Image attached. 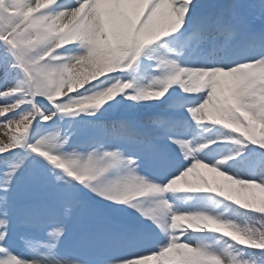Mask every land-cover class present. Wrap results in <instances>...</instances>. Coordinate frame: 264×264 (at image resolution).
<instances>
[{
    "label": "snow or ice",
    "instance_id": "obj_1",
    "mask_svg": "<svg viewBox=\"0 0 264 264\" xmlns=\"http://www.w3.org/2000/svg\"><path fill=\"white\" fill-rule=\"evenodd\" d=\"M0 133V264H264V0H0Z\"/></svg>",
    "mask_w": 264,
    "mask_h": 264
},
{
    "label": "rangeland",
    "instance_id": "obj_2",
    "mask_svg": "<svg viewBox=\"0 0 264 264\" xmlns=\"http://www.w3.org/2000/svg\"><path fill=\"white\" fill-rule=\"evenodd\" d=\"M137 79L141 83L146 82V79L144 78L143 74L139 73ZM76 119H79V117H77ZM68 124H69V119H68ZM68 124L65 122H61L60 127L62 129L66 128ZM215 134H216L215 129H212L211 131H206L204 127L195 128L193 133H189V135H195L197 143L205 141L209 137L214 136ZM0 136H2V133H0ZM238 147L239 146L233 144H229L227 148H218L216 147V145H212L210 151L202 152L201 155L209 159H214V160L220 159L222 158L223 155L227 154L229 150H232L234 152ZM228 164L233 166L234 171L240 173H246L253 167L254 162L252 160H247L241 163L233 164L232 161H228ZM202 195H207V196L201 197ZM212 195L216 196L215 194H211V193H199L198 195L186 194V193H182L179 195L176 194L175 205L179 207L181 210L205 209L209 211H215L217 213H223V215L230 218L233 217L230 210H228L227 207L225 206V203L223 202L222 198L217 196L214 197ZM200 235H202L204 239H208V240L212 239L210 234H200ZM222 246H223V241H221V243L217 245V247H222ZM16 250L22 251L19 245V241L18 244L16 245Z\"/></svg>",
    "mask_w": 264,
    "mask_h": 264
}]
</instances>
